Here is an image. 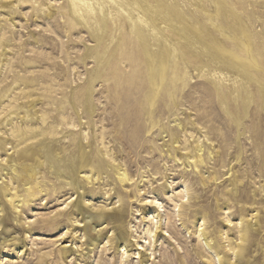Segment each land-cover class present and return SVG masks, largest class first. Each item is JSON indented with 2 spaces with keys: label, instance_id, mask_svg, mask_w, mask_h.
I'll list each match as a JSON object with an SVG mask.
<instances>
[{
  "label": "rangeland",
  "instance_id": "obj_1",
  "mask_svg": "<svg viewBox=\"0 0 264 264\" xmlns=\"http://www.w3.org/2000/svg\"><path fill=\"white\" fill-rule=\"evenodd\" d=\"M86 1L0 0V264H264V0Z\"/></svg>",
  "mask_w": 264,
  "mask_h": 264
},
{
  "label": "bare ground",
  "instance_id": "obj_2",
  "mask_svg": "<svg viewBox=\"0 0 264 264\" xmlns=\"http://www.w3.org/2000/svg\"><path fill=\"white\" fill-rule=\"evenodd\" d=\"M69 2V7L73 13V15H75L79 20H83L85 19L84 17V11H85V15L87 14H91L93 9V6L91 4H89V1L86 0H67ZM98 4V3H97ZM102 5L98 4L99 10L102 13L103 12V8L101 7ZM105 12V11H104ZM87 16V15H86ZM88 17V16H87ZM197 151L199 152L200 149L198 148ZM44 158L45 161L47 162L48 165H50V167H52L54 169V171L56 172L58 169V163L61 162V160L59 159L57 153H55V151L51 148H47V150H45L44 152ZM84 151L79 150L78 151V163L81 164L84 160ZM199 159L196 161H192L193 163H195L194 167H197V164L201 163V159L200 157H198ZM13 160V159H11ZM13 163V161H11ZM22 165V164H21ZM12 164L10 165V168H12ZM15 167V166H13ZM22 168H24L22 166ZM28 166H26L25 169H27ZM37 168V166H29V169L27 171V173L29 174L30 177H34L36 171L34 172V170ZM67 171H64L63 173V178L67 179L70 181V184H74L72 175L74 174L73 170H70V167L67 166ZM15 170L12 169V173ZM117 178L118 181L123 184L124 182L127 181V177L126 174L124 172H120V170L117 171ZM87 180H90L89 177L86 178ZM76 185V184H75ZM5 197H8L5 195ZM8 202L10 205H12V208L16 209V202L18 203L16 197H8ZM155 218V217H154ZM104 220V221H103ZM120 220V212L118 210H115L114 212H112V214H109V216H101V215H91V222L88 223L86 222L85 224V231L87 233V235L90 237V240L96 241L98 240V235L99 233H95V228L98 227L99 225L102 224V222H106L108 225H112V224H116V228L118 226ZM117 230V229H116ZM240 241L241 242H245L247 239V230L245 229V231L243 233H241L240 235ZM89 241V239H88ZM121 241V243H124L123 241V237L120 235H117V242ZM125 246H123L124 248ZM237 249H238V253H234L235 257L239 258L240 257V251L242 250V246L241 245H237ZM144 257V255H143Z\"/></svg>",
  "mask_w": 264,
  "mask_h": 264
}]
</instances>
